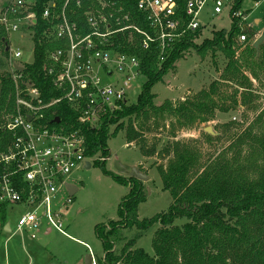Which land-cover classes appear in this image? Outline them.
Segmentation results:
<instances>
[{
	"label": "built area",
	"instance_id": "2783aa9c",
	"mask_svg": "<svg viewBox=\"0 0 264 264\" xmlns=\"http://www.w3.org/2000/svg\"><path fill=\"white\" fill-rule=\"evenodd\" d=\"M210 1L213 13L221 14L227 7L232 24L239 18L236 42L255 41L247 32L255 25L247 22L248 11L242 7L264 0H241L238 9L237 0L45 1L39 42L47 48L40 72L54 91L49 90V97L28 72L36 61L30 58L40 26L39 0L0 3V25L7 35L23 31L33 39L26 59L22 49L7 45L12 90L0 112V204L10 234L34 239L44 229H56L70 236L62 219L74 195L69 179L74 171L91 166L95 157L86 155L82 127L99 128L105 114L137 103L138 99L130 104L129 98L136 88L139 95L142 91V61L125 49L155 46L158 62H164L187 32L202 29L200 16ZM133 81L140 83L134 86ZM63 104L78 114L74 122L57 114ZM15 206L22 212L12 225L7 211Z\"/></svg>",
	"mask_w": 264,
	"mask_h": 264
},
{
	"label": "trees",
	"instance_id": "16d2710c",
	"mask_svg": "<svg viewBox=\"0 0 264 264\" xmlns=\"http://www.w3.org/2000/svg\"><path fill=\"white\" fill-rule=\"evenodd\" d=\"M47 0H39L38 22L36 29L34 64H29L28 72L36 84L44 90V96L49 97L52 87L41 75V65L45 58L47 45L39 42L41 34V4ZM237 0L235 9L240 6ZM239 18H235L229 30L215 31L212 38H206L201 44L196 39L201 29L189 31L177 42L170 56L162 63L158 62L157 49L127 48L125 50L137 54L142 63L141 69L145 76L141 94L135 104L124 106L115 114H105L99 128L83 126L86 135V155L94 156L100 153L102 157L110 156L108 133L110 127L121 118L135 115L147 116L168 114L177 116L180 125L200 121H208L206 115L199 116L198 112L213 113L219 107L213 94L216 83L209 90H201L193 98H186L174 103L165 100L161 105L154 102L155 84L162 81L164 76L175 67L186 50L195 48L202 55L208 50H222L228 64L222 74V79L232 81L243 88L242 100L246 104L252 79L242 71L243 66L250 67L254 79L258 72L254 67L264 70V43L257 50L253 43L245 42L244 50L236 53V37L241 33L237 26ZM250 39H254L256 31L248 29ZM0 44L3 53L8 56V35L0 25ZM3 65V62H0ZM12 90V81L8 74L0 72V112L6 107L7 99ZM54 92V91H53ZM11 102V101H10ZM223 111L228 108L221 107ZM58 115L73 122L78 114L64 104L59 108ZM165 116V115H164ZM118 123L116 130L123 127ZM78 125H75L77 128ZM229 127V126H227ZM114 133V132H113ZM116 133V132H115ZM138 132L132 122L126 131L127 141H135ZM211 140L217 136L208 134ZM236 148V151H231ZM143 155H154L155 149H142ZM167 155L172 153L166 168L160 169L165 190L170 192L173 199L168 209L151 217H139V206L146 200L142 180L136 175L130 176L129 193L119 203L118 216L123 227L139 230L154 231L152 247L154 254L148 253L142 247L133 248L136 240L128 241L120 253L115 251L117 226L109 231L102 224L95 227L98 238L102 241L104 255L98 258L97 264H264V108L258 113L252 123L236 134L234 140L216 158L207 164H201L200 153L192 145L180 140L173 141ZM103 172L112 176L118 182L128 185L123 177L113 175L106 169V160L97 162ZM186 219L182 225L177 220ZM6 224L5 211L0 204V233Z\"/></svg>",
	"mask_w": 264,
	"mask_h": 264
},
{
	"label": "rangeland",
	"instance_id": "374dc122",
	"mask_svg": "<svg viewBox=\"0 0 264 264\" xmlns=\"http://www.w3.org/2000/svg\"><path fill=\"white\" fill-rule=\"evenodd\" d=\"M3 0H0V3ZM248 11L247 22L255 25L251 27L256 31L255 40L264 31V2L255 6L254 2L248 1L243 7ZM226 7L223 13L215 14L212 11L210 1L201 13L202 29L195 42L201 44L206 38H212L215 30H229L232 26V18ZM258 22H255L258 20ZM9 45L13 48H20L24 58L30 55L33 49V39L29 33L23 31L11 32L8 34ZM236 53L244 50V44L237 42ZM9 52V50H8ZM7 58L3 53V44H0V72L7 74ZM228 64V58L222 50H208L202 55L195 48L185 51L183 57L175 63L174 69L170 70L162 81L155 84L152 91L155 93L154 102L161 105L165 100H172L174 103L186 98H193L201 90H209L211 84L216 83V92L213 94L219 107L214 112H198L199 116L206 115L208 121L197 120L187 125H180L177 116L168 114L155 115L149 113L150 117L141 115L127 116L121 118L116 124L110 127L108 133V147L110 156L102 157L95 155L91 160L90 167H82L70 176V182L77 186V191L72 197V202L64 210L63 222L70 236H66L56 229L45 234L46 229L38 233L34 243L39 246L40 252H34L29 244L20 253V264H85L86 255L92 250L95 260L103 257L104 247L102 241L96 234L95 227L102 224L105 231L117 226V238L115 251L120 253L124 245L131 239L136 240L133 248L142 247L148 253L154 254L152 239L154 231L158 226L150 230H139L136 227H123L118 216V207L122 198L130 191V176L134 175V167L148 179L142 180V186L146 193V200L139 207V215L151 217L158 212L165 211L173 199L168 190L163 187L160 174L161 168H166L172 153L167 155L170 144L175 140L187 142L200 153L201 164H207L216 158L234 140L244 128L254 121L258 113L264 108V70L254 67L258 72V78L254 79L248 66H243L244 71L251 79L252 85L249 89L248 100L243 104V88L232 81L222 79V74ZM145 81V78H141ZM134 86L140 81H133ZM136 94L129 98V103L137 101L140 88H136ZM228 108L227 111L220 109ZM116 110L111 114H115ZM123 122L124 126L116 130L118 123ZM132 122L138 132L135 141L128 142L126 131L129 123ZM229 126V127H227ZM210 127L213 134L207 132ZM114 132V133H113ZM116 132V133H115ZM217 136L211 140L207 135ZM142 149H155L154 155L149 159H142ZM236 148L231 152L234 153ZM106 160L105 167L113 175H119L128 181V185L122 184L110 175L103 172L99 161ZM66 191L62 190V198H65ZM22 212L21 206L9 207L7 218L12 225ZM187 220H177L176 224L182 226ZM0 236H9V232L0 233ZM90 246V248L88 246ZM0 264L3 262L1 253ZM32 257V258H31ZM12 264V263H11Z\"/></svg>",
	"mask_w": 264,
	"mask_h": 264
},
{
	"label": "crops",
	"instance_id": "0c3cea01",
	"mask_svg": "<svg viewBox=\"0 0 264 264\" xmlns=\"http://www.w3.org/2000/svg\"><path fill=\"white\" fill-rule=\"evenodd\" d=\"M258 21L259 19L256 20L255 22H258ZM151 157L152 156H146L142 154V159L140 163L144 162L145 159H149ZM141 205L142 203L139 206L140 208H141ZM139 213H140V210H139ZM139 217L142 218V216L140 215ZM51 231L47 229L45 231V234H49ZM4 232H7V231L4 229ZM34 239L31 238L30 236H18V235L10 234V233H9V236H0V257L1 258H2L1 253H3L2 264H11V263L20 264V253L24 251L26 243L32 247L35 253L40 252L41 248L33 242Z\"/></svg>",
	"mask_w": 264,
	"mask_h": 264
},
{
	"label": "water",
	"instance_id": "95a60500",
	"mask_svg": "<svg viewBox=\"0 0 264 264\" xmlns=\"http://www.w3.org/2000/svg\"><path fill=\"white\" fill-rule=\"evenodd\" d=\"M262 43H264V31H263V32L261 33V35H260V36H259L254 42H253V47L256 48V49L258 50L259 47H260V45H261ZM7 49H8V48H7ZM34 61H35V52L32 53L31 58H30V62H31V63H34ZM20 69H22V68H20ZM54 120L58 122L60 119H59V117H56ZM207 132L210 133V134H213V131H212V129H211L210 127L207 128ZM89 165H90V164H88V167H90ZM132 172H133V174H135V175H136L139 179H141V180H146V179L149 178L148 175L139 172V171L137 170L136 167H134V168L132 169ZM68 188H69L70 194H75V192H76L77 189H78L77 186H76L75 184H71V183L68 184ZM4 229H5L7 232H9V231H10V225H9V224H6L5 227H4ZM85 264H93V256H92L91 253H89V254L86 255V258H85Z\"/></svg>",
	"mask_w": 264,
	"mask_h": 264
}]
</instances>
